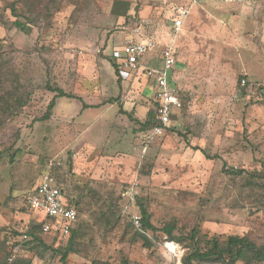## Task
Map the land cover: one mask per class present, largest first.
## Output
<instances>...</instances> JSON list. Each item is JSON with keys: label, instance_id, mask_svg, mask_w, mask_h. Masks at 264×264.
Returning a JSON list of instances; mask_svg holds the SVG:
<instances>
[{"label": "rangeland", "instance_id": "1", "mask_svg": "<svg viewBox=\"0 0 264 264\" xmlns=\"http://www.w3.org/2000/svg\"><path fill=\"white\" fill-rule=\"evenodd\" d=\"M122 1L130 4L126 18L113 12ZM58 2L48 15L42 5L32 9L42 13L31 17L33 25L15 16L29 15L27 0H0V98H28L25 107L0 109V261L10 256L7 238L21 236L35 220L23 196L51 163L82 203L81 254L69 255L66 264H179L181 254L183 264L189 248L167 241L161 230L168 224L178 237L198 228L208 238L247 235L263 245L264 179L256 175L264 174V3L204 0L192 9L175 41L181 106L171 129L149 141L151 130L120 112L141 106L140 94L124 95L141 87L118 82L111 56L131 38L153 39L157 50L145 59L159 63L173 39L169 17L190 0ZM17 19L30 30L16 28ZM243 78L248 88L240 86ZM48 84L80 100L58 98L43 120L55 97ZM146 91L153 96L154 86ZM138 142L148 148L138 146L133 155ZM132 183L158 229L151 247L123 210L122 194ZM106 206L112 208L108 221L101 217ZM136 208L131 214H140ZM43 239L57 248L51 237ZM25 242L16 258L65 264L50 251L39 257Z\"/></svg>", "mask_w": 264, "mask_h": 264}, {"label": "built area", "instance_id": "2", "mask_svg": "<svg viewBox=\"0 0 264 264\" xmlns=\"http://www.w3.org/2000/svg\"><path fill=\"white\" fill-rule=\"evenodd\" d=\"M222 4H258L264 0H219ZM204 0H190V3L176 8L172 19V41L162 49V66H144L143 60L146 55L156 49L157 43L152 39L135 40L131 38L124 44L114 57L120 69V75L127 80L130 76L143 75L152 79L156 85L155 99L157 102V123L150 129L149 141L155 137L165 135L171 128L174 109L180 107L181 101L177 89L172 84V74L176 68V48L175 41L178 39L183 29L185 21L189 18L190 12L195 6L202 5ZM247 80H241L240 86L248 88ZM149 143V142H148ZM148 143H144V151L148 148ZM138 184L132 183L122 194L127 204L135 206V200L139 195ZM26 210L32 212L35 221L41 224L42 234L51 237L57 245H65L72 229L78 221V211L69 205L68 199L62 191L59 182L53 174V164H49L41 175L39 183L26 195L23 196ZM37 214V215H36ZM133 226L136 230H142L143 224L139 213L132 214ZM29 224L21 236L10 235L7 238V246L10 250L9 262H12L21 252V243L28 239L27 231ZM174 244V243H172ZM176 245V244H174ZM177 246V245H176ZM168 247V244H167ZM179 247V246H178ZM169 248V247H168ZM170 249V248H169ZM171 250V249H170ZM178 252L180 253L179 249ZM175 253V252H174ZM182 254L178 256L179 264Z\"/></svg>", "mask_w": 264, "mask_h": 264}, {"label": "trees", "instance_id": "3", "mask_svg": "<svg viewBox=\"0 0 264 264\" xmlns=\"http://www.w3.org/2000/svg\"><path fill=\"white\" fill-rule=\"evenodd\" d=\"M58 1L60 0H27L28 8H29V15L26 14H20L15 15L17 17H24L26 20H28L29 24H35L33 22V19L31 17H35L36 19H40L41 12L37 14H33L34 11L32 9H35L36 6L40 7L42 5V8H44V12L51 13L54 8L59 7L61 5ZM130 11V4L128 2H118L115 9L114 14L118 17H128ZM29 24L21 22L19 19L15 20L13 22V25L18 28L19 30L23 31H29L30 26ZM164 48V47H163ZM162 48V49H163ZM162 55V50H161ZM111 63L113 66V69L115 70V73L118 77V82L121 83L122 78L120 75V69L117 65L116 59L114 56H111ZM244 79V78H243ZM241 83V82H240ZM46 89L50 92L55 93V97L50 102L47 112L42 118L43 120H47L51 117L53 110L56 106V101L58 98H74L80 100V98H77L76 96H73L71 94L65 93V91L58 87H52L50 84L46 85ZM27 96V95H26ZM11 99L8 96L1 97L0 98V109L3 106L9 107L17 105L19 108L25 107L28 103V98L25 96H22L21 98H14ZM85 109L88 108L87 105L84 107ZM156 113L155 111H149L147 114V119L144 123H141V130L146 129H152V127L157 123L156 120ZM130 119H133L132 116H129ZM53 174L57 178L59 185L66 195L68 199L69 205L75 207V209L78 211V221L75 227L72 229L71 236L68 240V242L65 245H58L57 248H54L53 246L47 245L43 239L41 224L33 220L29 224V229L26 232L28 235L27 242L24 243L26 249H29L31 251H34L39 254V257H43V252H52L53 254H56L60 257L61 261L66 264L67 259L69 255L71 254H81L80 249H78V241L80 236V218L79 214L81 211V201L78 199V196L75 197L72 195L70 191V185L68 187V180L65 175V173L61 174V170L59 167L54 168L53 167ZM257 177H261L264 179L263 175H256ZM131 205V204H130ZM126 205V207L123 208V210L129 214L131 217L130 224L133 226L132 222V214L130 208L132 206ZM138 207L140 211V216L142 219L143 228L142 230H136V233L140 236V238L144 241V246L151 247L152 243V237L151 233L155 234L158 229L154 226L151 220V214L149 213L147 206L145 207L144 202L141 198L137 197L135 200V208ZM105 210L102 211V219L108 221L111 216L107 215L110 212L112 213V208L104 207ZM137 209V208H136ZM118 220L120 217L118 216ZM117 221V220H116ZM118 222V221H117ZM116 222V223H117ZM176 230V226L173 224H168L165 226L161 231L165 234L167 237V241H175V242H181V243H187V246L189 248L187 254L182 258L183 264H238V263H246V264H264V244L258 245L256 242H254L249 236H228L225 239H223L220 236H214L212 238H208L206 235H202L200 230L198 228L192 229L189 235L186 237L184 235L175 236L174 232ZM0 264H31V261H25L20 258H16L12 262L8 261V257L2 261H0ZM126 264V263H125Z\"/></svg>", "mask_w": 264, "mask_h": 264}, {"label": "crops", "instance_id": "4", "mask_svg": "<svg viewBox=\"0 0 264 264\" xmlns=\"http://www.w3.org/2000/svg\"><path fill=\"white\" fill-rule=\"evenodd\" d=\"M190 3V2H189ZM175 13V10H174V12L170 15V17H169V20L171 21V27H172V19H173V14ZM192 14V13H191ZM190 14V15H191ZM188 20V19H187ZM187 20L185 21V23L187 22ZM185 23H184V26H185ZM184 26H183V28H184ZM183 30V29H182ZM182 32V31H181ZM142 40V39H141ZM145 40H147V39H145ZM153 40V39H152ZM155 41V40H154ZM157 43V42H156ZM168 44V43H167ZM167 44H165L164 46H166ZM157 45H158V43H157ZM163 46V47H164ZM156 50H157V47H156V49H154L153 51H151L150 53H153V52H156ZM150 53H148V54H150ZM146 58V57H145ZM144 58V60L142 61L143 62V65L144 66H152V67H157V68H159V67H161L162 66V59H161V53H160V55L158 56V58H159V63H157V64H153V63H147L146 62V59ZM176 65H177V49H176ZM176 72V71H175ZM175 72H173V74H172V84L174 85V87L177 89V92H178V96H179V90H178V88H177V86H176V84H174V74H175ZM122 77V76H121ZM131 80H135L134 82H133V86L134 85H137V83L139 84V86L137 85V87H138V89L140 90V92H138L137 90H136V86L135 87H133V88H131V89H125V91H124V95H127V96H125V98L126 97H129V96H132L133 94H136V95H138V94H140V96H139V102H140V104H141V106L138 108L137 106H131V108L129 109V108H127L128 106H126V105H124L122 108H120V112L122 113V114H124V115H127L128 117L129 116H132V118L133 119H131L132 121H134L136 124H141V123H144L145 121H146V119H147V114H148V112L149 111H155V112H157V102H156V99H155V90H156V85H155V83H154V81L152 80V79H149V78H146L145 76H143V75H140V77L139 76H130L127 80H125V79H123L122 78V81H124V82H126V81H131ZM243 80V79H242ZM129 84H132V83H129ZM154 86V95L153 96H151V97H146L145 96V93L147 92L146 90H149V88L151 87V86ZM153 100V101H152ZM154 102V107H152V102ZM88 106V105H87ZM181 106V105H180ZM92 106H88V108H91ZM88 108H86V109H88ZM180 107H176L175 109H174V115H173V117L175 116V114H176V111L179 109ZM138 110H139V112H138ZM145 111V113H142V112H144ZM136 113V114H133L134 112ZM157 114V113H156ZM135 115V116H134ZM173 117H172V122H173ZM130 118V117H129ZM141 127V126H140ZM171 127H172V123H171ZM171 129V128H170ZM169 129V130H170ZM168 132V131H167ZM150 134V133H149ZM166 134V133H165ZM164 136V135H163ZM138 146H140V148H141V146H143V145H141V144H139V142L132 148V149H134V150H130V152H131V154H133V155H139V151H137V148H139ZM144 147V146H143ZM141 154V153H140ZM143 156V155H142ZM126 201V200H125ZM127 202V201H126ZM126 205H127V203L125 204V206L124 207H126Z\"/></svg>", "mask_w": 264, "mask_h": 264}, {"label": "bare ground", "instance_id": "5", "mask_svg": "<svg viewBox=\"0 0 264 264\" xmlns=\"http://www.w3.org/2000/svg\"><path fill=\"white\" fill-rule=\"evenodd\" d=\"M168 247H169L172 251H176V250H178V246H176V245H174V244H172V243H169V244H168Z\"/></svg>", "mask_w": 264, "mask_h": 264}]
</instances>
